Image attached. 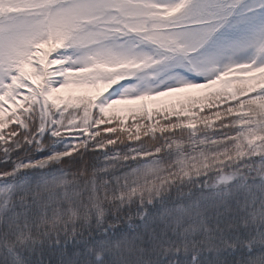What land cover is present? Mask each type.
<instances>
[{
  "label": "snow or ice",
  "instance_id": "obj_1",
  "mask_svg": "<svg viewBox=\"0 0 264 264\" xmlns=\"http://www.w3.org/2000/svg\"><path fill=\"white\" fill-rule=\"evenodd\" d=\"M0 264H264V0H0Z\"/></svg>",
  "mask_w": 264,
  "mask_h": 264
}]
</instances>
